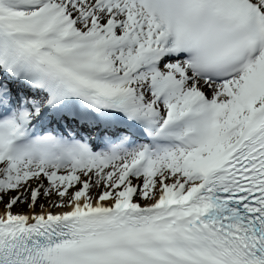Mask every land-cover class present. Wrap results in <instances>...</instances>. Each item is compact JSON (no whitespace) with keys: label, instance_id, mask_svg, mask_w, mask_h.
Here are the masks:
<instances>
[{"label":"snow or ice","instance_id":"snow-or-ice-1","mask_svg":"<svg viewBox=\"0 0 264 264\" xmlns=\"http://www.w3.org/2000/svg\"><path fill=\"white\" fill-rule=\"evenodd\" d=\"M0 264H264V0H0Z\"/></svg>","mask_w":264,"mask_h":264}]
</instances>
